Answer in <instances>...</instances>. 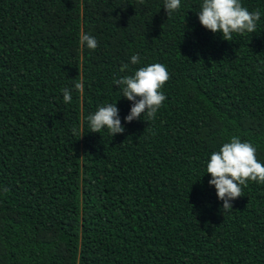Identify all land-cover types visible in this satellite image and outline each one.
<instances>
[{
    "label": "trees",
    "instance_id": "16d2710c",
    "mask_svg": "<svg viewBox=\"0 0 264 264\" xmlns=\"http://www.w3.org/2000/svg\"><path fill=\"white\" fill-rule=\"evenodd\" d=\"M202 3L168 18L165 0H0V264H264V184L224 214L207 174L233 136L264 164V0H241L261 18L233 41ZM154 63L166 100L127 123L114 79ZM109 103L114 137L89 127Z\"/></svg>",
    "mask_w": 264,
    "mask_h": 264
},
{
    "label": "clouds",
    "instance_id": "9594fccd",
    "mask_svg": "<svg viewBox=\"0 0 264 264\" xmlns=\"http://www.w3.org/2000/svg\"><path fill=\"white\" fill-rule=\"evenodd\" d=\"M143 3V0H140ZM181 7V0H165L164 9L171 17ZM198 18L203 27L212 33H222V38L233 41V34L244 35L254 33L257 21L260 20L259 11L250 12L242 6L241 0H203ZM81 43H86L89 49L95 50L98 41L95 37L81 34ZM139 56L133 55L131 63L137 64ZM128 68L127 64L121 67V72ZM170 79L166 67L159 63L141 67L134 75L114 79L123 92V97L132 102L130 113L124 118L127 123L147 116L148 120L154 119L162 107L166 96L162 92L164 85ZM76 89L81 84L75 85ZM64 102L72 100L71 91L62 89ZM91 132L101 133L107 129L112 137L123 134L125 127L121 123L120 110L117 103L101 106L88 117ZM256 148L250 142H242L240 137L233 136L231 141L224 143L218 152L211 154L207 163V174L212 179L209 185L214 186L219 200L223 201V213L233 209V201L243 196L242 186L247 187L249 181L264 184V164L258 162Z\"/></svg>",
    "mask_w": 264,
    "mask_h": 264
}]
</instances>
